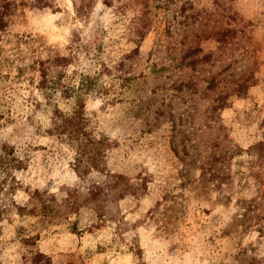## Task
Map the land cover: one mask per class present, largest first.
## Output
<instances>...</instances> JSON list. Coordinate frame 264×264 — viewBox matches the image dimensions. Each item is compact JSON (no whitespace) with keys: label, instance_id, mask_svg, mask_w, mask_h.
<instances>
[{"label":"rangeland","instance_id":"obj_1","mask_svg":"<svg viewBox=\"0 0 264 264\" xmlns=\"http://www.w3.org/2000/svg\"><path fill=\"white\" fill-rule=\"evenodd\" d=\"M2 10L0 142L26 159L13 198L30 208L35 190L52 194L57 217L46 226L14 210L2 218L1 263L19 259L28 233L52 264H264V226L255 223L264 146L250 149L264 142V0H0ZM73 39L95 56L79 55L77 70L100 62L131 76L115 79L118 100L88 97L82 109L102 142L100 171L85 177L121 176L101 219L88 202L70 207L68 192L84 193V183L74 150L45 132L53 108L37 86L39 61L52 75L51 60ZM53 98L71 110L72 100ZM217 134L242 149L226 162L221 192L201 174ZM240 200L256 205L245 222Z\"/></svg>","mask_w":264,"mask_h":264},{"label":"trees","instance_id":"obj_2","mask_svg":"<svg viewBox=\"0 0 264 264\" xmlns=\"http://www.w3.org/2000/svg\"><path fill=\"white\" fill-rule=\"evenodd\" d=\"M5 6L6 3H3L1 5L2 9ZM4 17L5 11L2 10L0 11V28L4 26ZM69 50V54L57 55L51 60V66L54 68L52 75L49 73L50 65L47 64V60L39 61L38 63L39 79L37 86L46 95V103L53 108L50 127L45 132L49 135L57 136L74 150L73 168L78 178L84 183L83 188L85 192L82 193L78 188L68 192L71 199L70 207L77 210L79 205L88 202L92 205L90 206L95 211L96 216L101 219L108 213L105 211L102 202L106 201L108 194L114 190L117 180L121 176L110 174L109 178L115 179L114 181L108 180V178L101 180L85 177V174L92 169L100 171L98 161L102 153V142L90 136L87 129V118L82 109L88 97L103 98L107 101L110 100V102L118 100L122 89L116 90L115 79L123 76V80H130L131 76L122 73L111 75V70H108V67L98 60L97 62H99L101 67L103 66L100 69L98 68L92 72L77 70L74 65L77 63L79 55L84 52V56H88L89 58H95V56L91 54L86 45L82 44L79 39H73L70 42ZM104 73L111 75L110 80L106 81L102 78ZM121 87H123L122 84ZM244 87L243 83H238L235 90L240 92ZM57 92L63 98L73 101L70 111L59 109L57 103L53 100ZM223 105L224 102H222L221 106ZM217 107L219 106L214 105L211 108L216 109ZM216 123H218L216 128L222 130L223 126L220 122ZM226 136V134L223 137L218 136V134L215 136L216 144L205 156V161H203L201 166L202 176L204 179L215 181L214 185L218 189V192H221L223 185L227 184L228 179H230L229 173L226 172V162L242 151L236 144H232ZM262 146H264V142L260 141L254 146H250V149L255 151L261 149ZM25 165L26 159L17 154L14 146L4 141L0 142V244L2 242L1 219L8 218L13 210L20 216L26 214L37 215L38 224L41 226L52 223L57 217L53 205L54 195L52 194L35 190L33 193L35 201L30 208L27 204L19 205L13 198L15 189L19 185L15 172L24 169ZM206 174L209 176L206 177ZM238 205L240 209L238 220L245 222L248 219H252L256 205L245 200H240ZM255 221H257L255 223L259 231H262L264 215L263 217L256 215ZM37 235L27 233L20 236L22 250H18L19 259L14 260L12 264H52L50 256L37 247ZM131 248L139 256L140 248L136 245H132ZM0 264L3 263L0 261ZM140 264L145 263L141 262Z\"/></svg>","mask_w":264,"mask_h":264}]
</instances>
